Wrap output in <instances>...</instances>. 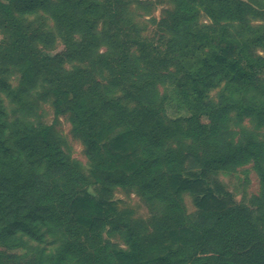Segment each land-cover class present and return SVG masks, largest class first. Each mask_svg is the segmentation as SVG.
I'll use <instances>...</instances> for the list:
<instances>
[{"label":"trees","instance_id":"trees-1","mask_svg":"<svg viewBox=\"0 0 264 264\" xmlns=\"http://www.w3.org/2000/svg\"><path fill=\"white\" fill-rule=\"evenodd\" d=\"M113 3L122 0H0V264L21 259L8 253L18 249L30 264H264V28L248 24L241 0H175L156 43H131ZM38 13L53 20L62 53L45 52L55 36L27 20ZM204 14L211 22L202 25ZM167 82L185 116L166 115L156 85ZM38 88L55 116H69L86 171L49 126L9 119L1 95L25 113ZM186 161L199 176L252 162L262 185L256 217L227 207L200 177H181ZM95 184L133 188L161 208L158 218L118 212L89 190ZM186 191L195 215L180 200Z\"/></svg>","mask_w":264,"mask_h":264},{"label":"rangeland","instance_id":"rangeland-1","mask_svg":"<svg viewBox=\"0 0 264 264\" xmlns=\"http://www.w3.org/2000/svg\"><path fill=\"white\" fill-rule=\"evenodd\" d=\"M241 2L245 4L248 10V24L255 28H264V0H241ZM113 7H118L117 10L120 17H125L121 23V28L122 34L126 39H129L131 43L134 40H147L156 43L159 36L163 33L159 24L162 20H168V13L175 7V0H122L120 6L113 3ZM27 20L36 27L55 36V41L50 48L45 49L40 46L43 51L45 49L47 54L54 55L62 53L66 49L64 42L60 39L54 28V22L50 16L38 13L37 15L28 16ZM210 22L211 20L205 14L200 16L199 23L202 25ZM102 27L103 21L98 20L96 29L100 31ZM163 29L168 35L167 30L165 28ZM132 47L133 49L135 48L134 45H132ZM102 51H104V47L100 48V52ZM255 51L259 54L263 53L259 48L255 49ZM76 63L77 62H70L66 63L64 66L70 70L71 66ZM174 69L175 67H172L170 71H174ZM18 78V73H16L12 67H9L6 73L7 81L15 87ZM156 90L160 96L168 97L165 112L169 119H175L186 115V110L181 103H179L178 93L174 85L169 82H167V84H157ZM119 94L120 93L118 92L117 95ZM1 97L10 120H12L13 117L18 116L25 122V124L49 126L52 129L53 134L60 141L63 150L71 159L77 161L82 169L85 171L87 170L88 160L84 153V146L81 140L73 135L69 116L67 114L55 116V111L50 100L42 98L41 88L31 91L28 95L27 98L29 100L30 110L25 113H21L18 104H13L6 95L2 94ZM132 105L133 103L129 104V106ZM201 121L206 123L207 119L202 118ZM121 130L122 128L114 130L102 142H112L113 138L118 135ZM261 135L264 140L263 130ZM178 139L181 138L177 136L175 141ZM188 164L189 162L186 161L185 166L187 168L180 173L181 177L191 180L200 177L202 187L210 188L227 207H246L254 214L253 217H256V212H258L261 204L260 198L262 195V185L252 162L239 166L231 171H206L200 176L199 174L201 170L199 168L190 169ZM89 190L97 195L104 196L106 200H109L116 207L118 212L129 214L134 218L149 220L153 217V221L158 218V214L161 210L160 207L149 205L143 201L133 188H115L107 191L100 185L95 184L91 185ZM180 195V200L182 201L186 213L189 215H195L198 211L194 203L195 193L192 191H186ZM177 234L172 236L170 240L177 243L180 239ZM112 241L123 246L118 238H113ZM14 252L18 253L21 256V259L16 261L11 260L7 262V264L31 263L32 256L28 253V250H9L8 253L14 254Z\"/></svg>","mask_w":264,"mask_h":264}]
</instances>
